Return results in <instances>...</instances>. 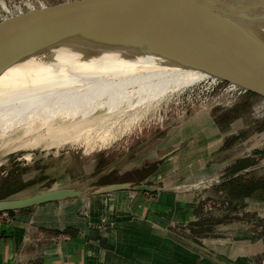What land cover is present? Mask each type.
Here are the masks:
<instances>
[{
	"label": "rangeland",
	"instance_id": "rangeland-1",
	"mask_svg": "<svg viewBox=\"0 0 264 264\" xmlns=\"http://www.w3.org/2000/svg\"><path fill=\"white\" fill-rule=\"evenodd\" d=\"M78 1H83L82 19L76 16L81 11ZM135 1L138 0H28L19 5L17 0H0V24L6 30L13 24L11 34L16 35H6L0 28V61L43 49L44 45L58 46L65 40L95 36L123 22L147 16L164 2L181 4L198 0H143L130 5ZM6 7L11 11L8 15L3 13ZM3 45L25 52L19 50L5 56ZM35 64L9 70L16 73ZM198 72L208 78L175 92L159 114L143 122L138 130L121 136L109 148L88 152L83 148L63 149L56 156L33 162L23 157V151L10 153L0 163V199L22 198L61 186L81 188L128 181L138 175L127 170L136 158L162 156L160 163L165 173L184 174L176 181V187L189 178L203 179L180 188L188 189V194L196 193L195 211L202 237L264 235V212L258 213L253 202L257 199H250L247 204L241 197L232 198L228 193L232 184L247 179L251 183L264 177V160L245 171L233 168L241 157L264 148V80L246 88L234 86L233 81L238 82L251 72L229 71L222 75L214 71ZM89 96L65 104H75ZM111 167L115 168L106 173ZM212 174L214 177L208 178ZM112 198V194L70 198L46 206L53 212L61 209L67 214L68 223L75 225L79 218L96 217L107 203L112 204ZM98 205L101 207L92 211ZM37 209L38 206H32L24 211L33 214ZM12 215L7 212L6 218Z\"/></svg>",
	"mask_w": 264,
	"mask_h": 264
},
{
	"label": "crops",
	"instance_id": "crops-1",
	"mask_svg": "<svg viewBox=\"0 0 264 264\" xmlns=\"http://www.w3.org/2000/svg\"><path fill=\"white\" fill-rule=\"evenodd\" d=\"M161 159L136 158L127 169L138 174L128 181L153 185L154 191L111 193L112 204L75 225L61 209H48L49 203L36 205L33 214L9 213L0 223V264H264V235L201 236L196 193L180 188L203 179L176 187L184 174L165 173ZM241 199H257L256 211L264 212L263 190Z\"/></svg>",
	"mask_w": 264,
	"mask_h": 264
},
{
	"label": "bare ground",
	"instance_id": "bare-ground-1",
	"mask_svg": "<svg viewBox=\"0 0 264 264\" xmlns=\"http://www.w3.org/2000/svg\"><path fill=\"white\" fill-rule=\"evenodd\" d=\"M241 34L249 38L244 31ZM19 50L3 46L2 54ZM66 63H37L0 76V163L14 151H23V157L33 162L63 149L109 148L159 114L175 92L208 78L190 68H164L147 59L73 63L69 69ZM262 79L264 73L253 72L233 84Z\"/></svg>",
	"mask_w": 264,
	"mask_h": 264
},
{
	"label": "water",
	"instance_id": "water-1",
	"mask_svg": "<svg viewBox=\"0 0 264 264\" xmlns=\"http://www.w3.org/2000/svg\"><path fill=\"white\" fill-rule=\"evenodd\" d=\"M141 1L130 2V5H137ZM78 2L81 11L76 16L82 19L83 1ZM259 22L264 23V0H198L181 4L164 2L147 16L123 22L95 36L76 41L65 40L58 46L44 45L43 49H33L1 60L0 76L6 70L31 63L47 65L62 60L67 62L69 69L73 63L112 60L132 62L138 59L152 60L164 68L182 67L218 74L229 71L253 74L254 70H264V26L259 27ZM12 27L13 24H10V29L6 30L7 27L0 24L6 35H13ZM242 31L248 34V39L242 37ZM233 82L238 83L237 79ZM114 168H109L106 173ZM155 189L153 185L131 181L81 188L61 186L22 198L0 199V213L70 198L123 190L149 192Z\"/></svg>",
	"mask_w": 264,
	"mask_h": 264
},
{
	"label": "trees",
	"instance_id": "trees-1",
	"mask_svg": "<svg viewBox=\"0 0 264 264\" xmlns=\"http://www.w3.org/2000/svg\"><path fill=\"white\" fill-rule=\"evenodd\" d=\"M263 160H264V148L253 151L246 158H243L240 161H238L233 168H235L236 171L242 170V169L254 166L258 162L263 161ZM257 190L264 191V179H260V180H257L251 183L249 182L240 183L239 182V183L232 184V186L228 190V193H229V196L232 198L242 197V196L251 197V194H253V192H256ZM117 192H114V194ZM7 212L12 213L14 211H7ZM200 228H201V223H200Z\"/></svg>",
	"mask_w": 264,
	"mask_h": 264
},
{
	"label": "built area",
	"instance_id": "built-area-1",
	"mask_svg": "<svg viewBox=\"0 0 264 264\" xmlns=\"http://www.w3.org/2000/svg\"><path fill=\"white\" fill-rule=\"evenodd\" d=\"M19 5L20 4H26L28 2V0H17ZM5 12L6 15L10 14L11 11H10V8L6 7L4 10H3V13ZM18 12H20V9H18ZM1 15V13H0ZM6 216H7V212H1L0 213V223L2 222V220H5L6 219Z\"/></svg>",
	"mask_w": 264,
	"mask_h": 264
}]
</instances>
